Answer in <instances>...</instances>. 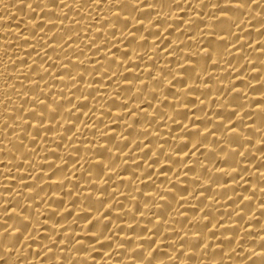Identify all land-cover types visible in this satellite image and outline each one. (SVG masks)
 Wrapping results in <instances>:
<instances>
[{
  "label": "bare ground",
  "instance_id": "bare-ground-1",
  "mask_svg": "<svg viewBox=\"0 0 264 264\" xmlns=\"http://www.w3.org/2000/svg\"><path fill=\"white\" fill-rule=\"evenodd\" d=\"M0 264H264V0H0Z\"/></svg>",
  "mask_w": 264,
  "mask_h": 264
}]
</instances>
